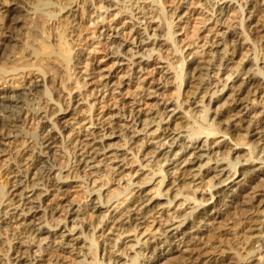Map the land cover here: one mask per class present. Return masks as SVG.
I'll return each instance as SVG.
<instances>
[{
    "label": "bare ground",
    "instance_id": "6f19581e",
    "mask_svg": "<svg viewBox=\"0 0 264 264\" xmlns=\"http://www.w3.org/2000/svg\"><path fill=\"white\" fill-rule=\"evenodd\" d=\"M41 1L0 0V264H264V0Z\"/></svg>",
    "mask_w": 264,
    "mask_h": 264
},
{
    "label": "rangeland",
    "instance_id": "374dc122",
    "mask_svg": "<svg viewBox=\"0 0 264 264\" xmlns=\"http://www.w3.org/2000/svg\"><path fill=\"white\" fill-rule=\"evenodd\" d=\"M41 1V0H40ZM165 1V3H167L166 4V6L167 7H170V6H173L175 3H176V0H164ZM43 3V4H42ZM50 5H49V2L48 1H46V0H42L41 1V5H40V7H39V10L40 9H42L41 11H44V12H46V10H47V12L48 11H50V7H49ZM257 15V17H256V19H255V22H258V20H260L259 18H261V14H259V13H257L256 14ZM187 20H184L183 21V23H185ZM198 19L196 18V16H193L192 17V19H191V24H195V22H197L198 23ZM254 22V24L252 25V26H254L256 23ZM260 22V21H259ZM178 31H179V29H177ZM255 30V29H254ZM252 31V30H251ZM3 31L0 29V33H2ZM180 33V32H179ZM240 59V57H238L237 59H236V61H238ZM43 65V64H42ZM47 68H46V67ZM40 67H42L41 65H39V67H38V65H37V69L39 70L38 72L41 74H37L36 76H34V78L32 79L31 77H29V79H28V81H30L32 84L34 83V82H38V81H41V79H42V77L44 76V79H45V81H46V84H45V86L46 87H48V90H46L45 88H41V89H39V98H37L35 101H30V107L31 108H37L38 106H39V101L42 99V97L41 96H43V95H47L49 98H52L53 97V86L55 85V82H54V80L56 81V78H57V76L56 75H58V73H57V71H56V68L54 67V66H47V65H43V67L42 68H40ZM52 67H53V69H52ZM44 68V69H43ZM41 70V71H40ZM37 72V73H38ZM45 74V75H44ZM41 77V78H40ZM51 82H53L52 84H51ZM50 84V85H49ZM52 85V86H51ZM9 86H11V87H13V89H14V91L13 92H9L8 93V96H16V95H21L22 93H24V92H26L25 90H23V84L19 81V82H15V83H9V84H5V85H2V86H0V89H5V88H7V87H9ZM174 91V90H173ZM172 91V92H173ZM38 102V103H37ZM42 102V101H41ZM36 105H37V107H36ZM97 113H100V110H98V112ZM70 121L72 122V120L70 119ZM29 129V130H28ZM23 130H26L25 132H29L28 134L30 135V136H33L32 138H33V140L34 141H36V139H35V137H36V132L35 131H33V129L29 126L28 128H26V129H24V127H23ZM33 134V135H32ZM8 149H11V145H10V147L8 148ZM3 160H4V158H0V166L2 165V164H4L3 163ZM5 174V171H1V173H0V175H2V176H0V179L2 178V180H0V183L1 184H3L4 185V183H6L7 182V179H6V175H4ZM4 176V177H3ZM264 176H262V178H263ZM115 178H117L116 180H118V178L119 177H115ZM120 178H121V176H120ZM119 178V179H120ZM264 179V178H263ZM4 180H5V182H4ZM118 182V181H117ZM262 183H264V182H262ZM262 183H260V184H262ZM261 190H264V189H261ZM82 192H83V190L81 189V188H72L68 193H69V195L70 196H72V197H79V196H81V194H82ZM258 194H260V195H263L264 194V191L262 192H258ZM257 194V195H258ZM64 196L63 195H58V196H56V191H55V189L54 188H51L50 189V196H49V203L50 204H54V203H56V202H59V201H61L62 199H64L63 198ZM244 197H242V198H236L235 199V202L234 203H230V206H233V208L231 207V209H230V212H235V210L236 209H240L239 207H244L245 205H247L248 204V202H249V199H247V198H244ZM258 198H261V197H258ZM248 200V201H247ZM245 201V202H244ZM156 217H158L159 218V215H156ZM234 217V218H233ZM235 217H238V216H235V215H233L232 216V219L229 217V218H227L226 220L227 221H223V223L224 224H228L229 222V220H231L233 223H236L237 221H239L237 218L235 219ZM235 219V220H234ZM149 222H150V224H151V222H152V220L150 219L149 220ZM224 226V225H223ZM234 225H232V224H230L229 226H227V228H229V227H233ZM224 228H226V227H224ZM233 233V232H232ZM227 237V239H225V238ZM223 238L225 239V243L226 244H229V242L230 243H232L234 240L233 239H235V238H233L234 236H230V235H228V236H224ZM233 238V239H232ZM229 239H232V240H229Z\"/></svg>",
    "mask_w": 264,
    "mask_h": 264
}]
</instances>
